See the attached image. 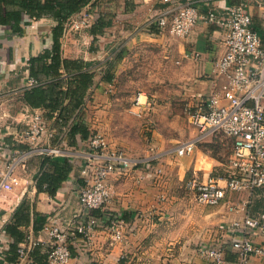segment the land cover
<instances>
[{
  "label": "crops",
  "instance_id": "crops-1",
  "mask_svg": "<svg viewBox=\"0 0 264 264\" xmlns=\"http://www.w3.org/2000/svg\"><path fill=\"white\" fill-rule=\"evenodd\" d=\"M186 1L204 13H220L233 4L247 2L252 28L259 32L264 44V7L256 6L255 0ZM100 3L105 4L106 11L93 14L87 28L79 31L67 29V21ZM171 9V5L162 0H90L69 15L58 37L60 58L67 61L68 70L61 63L54 75L38 74L40 81L37 84L42 85L44 90L48 91L56 81L55 89L69 91L68 95L61 97V103L54 110H49L42 105L31 107L26 104L23 91L33 85L30 82L34 79L30 76L32 58L52 47V30L58 24L60 11L55 9L52 15L35 17L27 0H0V102L5 95L16 99L22 107L19 114L26 117L25 122L11 120L0 126V172L7 170L13 158L18 160L12 172L17 184L9 192L0 190V264H30L27 260L17 262L16 248L19 243L25 238L45 241L46 226L55 223L64 227L71 223L74 216L83 217L86 214L78 201V192L84 186L82 170L89 162L86 136L76 131L69 141L58 143L43 136L41 145L60 146L63 149L61 155L28 151L27 143L20 139L34 113L47 117V132L53 126V114L60 115V112L66 114L61 116L64 119L77 114L83 131L103 130L106 121L100 118L96 101L110 93L115 94L116 81L122 75L120 62H130L128 54L139 50L146 51V54L150 52L147 60L151 62H177L173 77L182 80L187 96L194 99L193 103L206 98L211 92L220 90L221 94L225 78L216 73V64L224 49L221 31L198 23L188 35L179 37L168 30L160 32L145 27L151 18L164 10L170 18ZM42 64L48 66L49 57L44 62H35L33 67L37 69ZM87 73L90 78L82 84L81 75ZM143 94L142 100L147 97L153 105L155 98ZM132 106L137 117L145 116L143 111L151 109L143 105ZM8 114L12 117L11 114L16 112ZM50 114L52 117L48 118ZM193 128L196 133L187 141H195L194 149L189 155L179 156L194 160L189 178L195 176L202 181H224L213 174L206 156H199L200 151L196 148L197 144L215 136L197 140L199 132ZM227 139L230 141V156L231 139ZM46 156L56 157L62 162L66 160L71 166L67 177L57 183L53 196L44 188L45 183L37 184L42 171L51 173L49 165L41 166ZM136 164L141 167L133 166L126 173H111L107 178L110 199L105 208L125 221L124 238L112 241L106 230L96 229L89 245L76 243L70 247L72 258L68 264H209L196 251L201 244L222 245L226 264H233L236 254L231 250L230 243L237 239L238 234L231 231V222L242 221L247 215H264V188L229 193L215 206L200 205L186 188L183 192L176 187V172H147L143 169L144 163L137 161ZM93 213L99 214L97 211ZM8 228L18 234L13 235ZM252 239L255 245L263 243L258 232ZM31 257L34 264L41 263L36 250ZM249 262L264 264V259L254 255Z\"/></svg>",
  "mask_w": 264,
  "mask_h": 264
},
{
  "label": "built area",
  "instance_id": "built-area-1",
  "mask_svg": "<svg viewBox=\"0 0 264 264\" xmlns=\"http://www.w3.org/2000/svg\"><path fill=\"white\" fill-rule=\"evenodd\" d=\"M173 10L168 18L162 11L146 24L147 29L168 30L171 34L183 37L189 34L193 26L205 23L219 29L223 36V53L216 64V73L225 78L219 92H211L206 98L190 104L187 108L188 122L199 134L197 140L217 133L231 139L227 177L220 185L216 179L206 181L191 176L185 182V188L200 205H218L227 194L252 192L264 188V44L258 31L252 28L251 15L245 1L238 2L222 12H200L186 0H162ZM258 7H264V0H255ZM86 10L71 22V28L78 29L86 25ZM90 25V24H89ZM196 56V53H193ZM32 84L34 80H30ZM141 92H137L133 104L151 108L152 101ZM52 117V116H51ZM74 114L66 119L54 113L53 126L46 131L47 117L34 113L21 134L28 151L40 154L61 155L60 146L41 145V139L48 140L57 136L59 141H67L66 134L77 121ZM195 141H185L176 149L178 156L189 155ZM86 153L89 162L82 170L84 186L78 192V201L86 211L85 216H74L71 223L61 227L55 223L46 226L47 239L34 241L25 238L16 248L17 262L27 260L34 264L33 250L43 256L42 264H68L72 258L71 246L91 243L93 231L106 230L112 241L124 238L125 221L118 215L106 210L110 199L107 178L111 173H123L137 165L121 150H111L100 134L90 132L86 139ZM18 160L13 158L6 171H1L0 190L11 191L17 184L12 172ZM232 208H230L231 210ZM97 211V213H93ZM231 231L238 234L232 240L230 248L236 254L233 264H250L251 256L264 259V215H247L242 221L231 222ZM258 232L262 236V245H255L252 236ZM197 253L209 264H226L223 247L220 244H201Z\"/></svg>",
  "mask_w": 264,
  "mask_h": 264
},
{
  "label": "rangeland",
  "instance_id": "rangeland-1",
  "mask_svg": "<svg viewBox=\"0 0 264 264\" xmlns=\"http://www.w3.org/2000/svg\"><path fill=\"white\" fill-rule=\"evenodd\" d=\"M97 5L86 10L90 16L87 17L85 26L75 30L70 27L72 22L67 21V29L79 31L87 28L93 14L106 11L104 3ZM149 53L142 50L130 52V62H120L123 66L122 75L116 81L115 94L110 93L96 101V108L101 112L100 118L106 121V128L93 129L91 132L100 134L111 150H121L133 162L144 163L143 169L147 172H176V187L183 191L194 160L179 157L175 151L196 133L188 122L187 114V108L194 99L187 96L182 80L178 77L175 80L173 77L177 62H151L147 60ZM114 71L115 68L113 76ZM138 91L155 98L153 105L154 102L156 105L153 109L143 111L145 116L147 114L146 117H137L133 113L135 109L132 98ZM8 112L16 114H11L10 117ZM20 112L22 107L19 102L5 95L0 102V126L11 120L25 122L26 117ZM51 140L56 143L59 141L57 136ZM196 148L200 151L199 156H206L213 174L225 179L230 149V141L226 136L217 133L212 139L197 144ZM135 167L140 168L141 165ZM220 183L224 181L221 180Z\"/></svg>",
  "mask_w": 264,
  "mask_h": 264
},
{
  "label": "trees",
  "instance_id": "trees-1",
  "mask_svg": "<svg viewBox=\"0 0 264 264\" xmlns=\"http://www.w3.org/2000/svg\"><path fill=\"white\" fill-rule=\"evenodd\" d=\"M89 1L90 0H45L44 3H41L39 0H27V5L30 6L31 11L35 17H39L40 14L52 15L55 9H58L60 11V19L58 20V24L52 30L51 49L46 50L45 53L42 55H38L32 58V63L30 65V76L34 78V83L32 86L23 91V100L29 106L38 107L42 105L47 107L49 110H54L61 103V97L64 95H68V90L63 91L54 88L55 85L58 83L56 81L54 85L52 84L50 86L48 91L44 90V88H42V85L37 84L40 81L38 78V74L40 73L54 75L56 74L57 68L61 63L64 65V68L68 70V66L66 65L67 61L62 60L60 58L58 37L62 31L63 23L66 21L67 17L72 13L80 10ZM46 57H49L50 59V64L48 66H44L42 64V66H38L37 69L33 67V64L35 62H44ZM81 77L82 84H85V82L90 78V74H82ZM51 116L52 114H50L48 118ZM59 116L64 117L66 116V114L63 115L60 112ZM79 121L80 120H77L75 124L71 126L68 132V141L73 136V134H75L76 131H78L80 135L84 137L86 136L85 139H87V137L89 136V132L83 131L81 127H79ZM46 164L51 167V173L45 170L42 171L40 176L38 177L37 184L40 186L42 183H45L46 185L44 188L48 191L51 196H53L57 188V183L67 177L71 166L70 163L66 160L62 162L58 158L50 156H46L43 159L41 166L45 167ZM8 231L13 235L18 234V232L16 233L12 229L9 230V228ZM38 255L41 257L40 264H42L43 256H41L39 253Z\"/></svg>",
  "mask_w": 264,
  "mask_h": 264
}]
</instances>
